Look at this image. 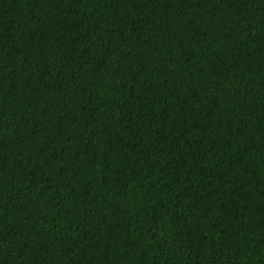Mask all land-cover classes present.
Returning a JSON list of instances; mask_svg holds the SVG:
<instances>
[{"label": "trees", "instance_id": "16d2710c", "mask_svg": "<svg viewBox=\"0 0 264 264\" xmlns=\"http://www.w3.org/2000/svg\"><path fill=\"white\" fill-rule=\"evenodd\" d=\"M0 264H264V0H0Z\"/></svg>", "mask_w": 264, "mask_h": 264}]
</instances>
